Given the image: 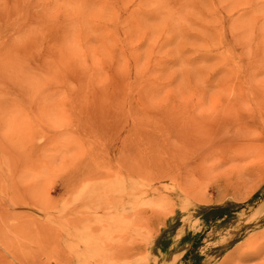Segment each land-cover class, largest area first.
<instances>
[{"label": "rangeland", "instance_id": "1", "mask_svg": "<svg viewBox=\"0 0 264 264\" xmlns=\"http://www.w3.org/2000/svg\"><path fill=\"white\" fill-rule=\"evenodd\" d=\"M0 264H264V0H0Z\"/></svg>", "mask_w": 264, "mask_h": 264}, {"label": "trees", "instance_id": "2", "mask_svg": "<svg viewBox=\"0 0 264 264\" xmlns=\"http://www.w3.org/2000/svg\"><path fill=\"white\" fill-rule=\"evenodd\" d=\"M221 207H217V208H211L208 212H218V210H220Z\"/></svg>", "mask_w": 264, "mask_h": 264}, {"label": "bare ground", "instance_id": "3", "mask_svg": "<svg viewBox=\"0 0 264 264\" xmlns=\"http://www.w3.org/2000/svg\"><path fill=\"white\" fill-rule=\"evenodd\" d=\"M111 199V198H110ZM110 201V200H109Z\"/></svg>", "mask_w": 264, "mask_h": 264}]
</instances>
